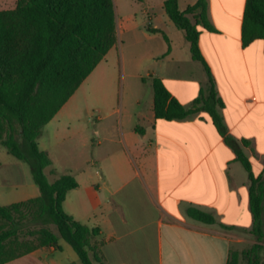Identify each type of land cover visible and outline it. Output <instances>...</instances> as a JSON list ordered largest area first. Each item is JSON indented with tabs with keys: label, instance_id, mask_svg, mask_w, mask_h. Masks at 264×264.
Returning a JSON list of instances; mask_svg holds the SVG:
<instances>
[{
	"label": "crops",
	"instance_id": "1",
	"mask_svg": "<svg viewBox=\"0 0 264 264\" xmlns=\"http://www.w3.org/2000/svg\"><path fill=\"white\" fill-rule=\"evenodd\" d=\"M16 2L0 0V9H13ZM245 2L207 0V18L215 31L198 26V44L223 102L219 114L227 133L259 175L264 168V40L242 46ZM167 22L170 33H176L173 22ZM151 29L156 32L148 38L158 40V47L147 49L148 64L140 69L145 70L134 75L142 86L138 94L127 98L125 112L124 99L119 115L115 109L98 111L93 136L84 137L79 150L69 140L84 129L66 125L67 131L58 127L53 131L54 122L59 125L64 120L58 118L59 112L45 125L52 129L47 131L49 144L43 149L37 146L51 161H78L69 174L77 187L67 193L62 207L75 221L99 229L91 238L101 257L97 264H164L165 255L172 264H226L232 248L248 241L241 234L253 236L248 175L207 112L183 120L155 118L152 78L161 79L171 96L189 107L200 90L207 89L208 75L203 64L191 58L185 37L178 56L170 42L166 54L167 45L162 47L158 39L163 31ZM243 140L247 146L241 145ZM4 159L0 200L14 191L21 198L0 205L38 197L33 178L19 179L17 163ZM188 208L212 214L215 224L191 219ZM58 244L59 250L38 248L6 264H82L60 237Z\"/></svg>",
	"mask_w": 264,
	"mask_h": 264
},
{
	"label": "trees",
	"instance_id": "2",
	"mask_svg": "<svg viewBox=\"0 0 264 264\" xmlns=\"http://www.w3.org/2000/svg\"><path fill=\"white\" fill-rule=\"evenodd\" d=\"M164 11L183 32L191 58L203 64L208 75L207 89L200 90L191 106L184 107L171 96L161 79L151 81L156 119L183 120L200 111L207 112L218 134L232 148L248 175L250 233L255 237L248 250L231 251L226 264H261L264 246V168L255 175L240 144L228 135L219 109L213 77L199 49L198 26L214 32L207 18V0L180 11L178 0H164ZM155 31V30H154ZM170 45L166 35L163 34ZM264 40V0H246L241 27L242 46ZM117 43L116 18L112 0H17L10 10H0V146L25 162L39 190V196L7 206L0 205V264L42 248L59 250V237L69 244L82 264L101 263L91 246L98 228L75 221L63 210L67 193L77 187L75 178L61 175L49 183L44 170L51 167L48 155L39 150L37 140L48 124L83 81ZM242 141V146H247ZM187 215L204 224H215L210 213L188 208ZM24 219L28 223H24ZM31 224L21 241L19 233ZM53 225L56 235L49 226ZM223 228H228L223 226Z\"/></svg>",
	"mask_w": 264,
	"mask_h": 264
},
{
	"label": "rangeland",
	"instance_id": "3",
	"mask_svg": "<svg viewBox=\"0 0 264 264\" xmlns=\"http://www.w3.org/2000/svg\"><path fill=\"white\" fill-rule=\"evenodd\" d=\"M112 1L116 18L117 46L113 50L110 49L111 51H108L91 74L83 81L75 93L57 112H60L58 118H64V120L59 125L54 122L56 128L53 129V131H55L57 127L58 129L67 131L65 130L66 125H69L71 129L75 130L78 128L84 129L83 132L69 140L78 150L82 148L81 145L85 142L83 140L84 137H88L89 135L93 136L92 133L95 131V128L92 126V123H95V116L98 111L105 112L115 109L119 115L122 100L124 99L123 111L125 112L127 98L139 93L138 87L142 86V84H140L142 80L135 76L144 72L145 69H140L142 67L145 68L146 66L144 65L148 64L146 63L148 62V60H146L147 49H156L158 47V40L150 41L148 38L149 35L156 32L151 28H159L163 31L162 35L158 36L162 47H166V45L168 47V44L163 37V34H166L168 42H170V44L172 43V46L176 48V56L181 53L183 44L185 46V42H183V32L176 28V26H173L174 24H170L172 25V29H177L176 33H170L171 29L165 23L170 20L163 10V0ZM192 1L194 0H178L180 9L186 8ZM6 7H10V5H7ZM128 16H130V20L127 21L126 17ZM148 89V91H150L151 88L149 87ZM142 93L143 95L145 94L144 90L143 92L141 90V94ZM86 113H89L87 119L84 118ZM100 127L101 126H98V129H100ZM49 130L52 131L51 128H45L44 126L42 134L37 140V143L42 149L46 144H49L47 134L49 133L47 132ZM77 142L79 143L77 144ZM51 154H54L53 151H51ZM4 157H9V159H12V162L17 163L19 168V179L26 178L32 180L29 166L7 154L4 148L0 146V162L2 164L6 163ZM51 163L53 172L50 173L49 169L51 168L44 170V174L49 183H52L62 174H72V167L76 165L78 161H75L74 158L72 161H58L55 159V161H51ZM9 167L10 165L7 164V168ZM12 167L15 168V166ZM20 167H23V171ZM17 193L18 191H14L10 194L5 193V198L0 200V204H7L8 202L19 200L21 197H19ZM25 222L28 223V221L24 219V223ZM49 228L58 235V232L53 225H50ZM33 229L34 227H32L31 224L23 227L19 233L20 240H33L34 238L28 234L29 231H32ZM241 237L248 241L242 242L241 245L232 248L231 251L242 253L250 248L252 245L250 241H255V237L249 236L248 234H241ZM262 244L264 246V240L262 241ZM260 257L261 264H264V248L260 252ZM164 264H172L170 259L166 258V255ZM239 264H246V260L241 257Z\"/></svg>",
	"mask_w": 264,
	"mask_h": 264
}]
</instances>
